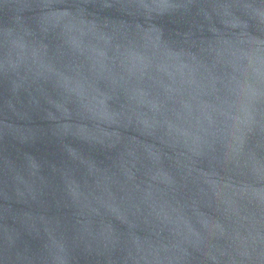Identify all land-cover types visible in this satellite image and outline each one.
<instances>
[{
  "label": "water",
  "instance_id": "1",
  "mask_svg": "<svg viewBox=\"0 0 264 264\" xmlns=\"http://www.w3.org/2000/svg\"><path fill=\"white\" fill-rule=\"evenodd\" d=\"M0 264H264V0H0Z\"/></svg>",
  "mask_w": 264,
  "mask_h": 264
}]
</instances>
